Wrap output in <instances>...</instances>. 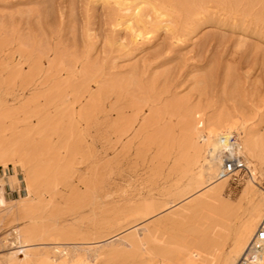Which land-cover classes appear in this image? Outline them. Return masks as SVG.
Instances as JSON below:
<instances>
[{
    "label": "bare ground",
    "instance_id": "1",
    "mask_svg": "<svg viewBox=\"0 0 264 264\" xmlns=\"http://www.w3.org/2000/svg\"><path fill=\"white\" fill-rule=\"evenodd\" d=\"M102 2L114 11L108 22L112 35L104 48L107 57L102 61L90 58L93 45L88 41L82 55L61 52L49 59V45H36L38 41L29 36L18 39V50L2 59L0 90L5 86L6 91L0 93V106H8L7 96L17 80L37 84L41 75L58 64L76 79L67 77L29 96L20 112L25 114V122L31 123L36 117L37 123H27L26 129L14 131L9 137L6 132L10 126H5V120L18 115L19 110L10 106L0 113V166L4 170L19 157L28 168L24 187L35 196L6 202L0 178V264H264V241L262 250L254 248L260 228L264 229V125L260 127L258 123L262 112L255 105L230 109L201 97L194 102V95L174 90L169 82L159 88L156 73L144 75L135 69L123 76L121 72L104 71V64L116 49L114 34L119 27L125 26L128 36L118 47L127 51L154 38L161 28L171 32L174 41L180 30L191 34L205 20L215 17L264 33V0ZM12 36L0 37V60L13 44ZM22 58L29 61L28 71L22 66ZM79 64L80 75L76 76ZM46 77L43 82L48 80ZM94 81L98 83L96 92ZM194 90L201 96L206 94L200 79ZM126 93L132 113L119 108L118 116L104 119L105 127L102 126L122 143L141 123L137 136H141V145L136 146V154L154 151L148 181L153 184L162 176L167 180L157 188V194L145 195L142 187L136 186L139 192L134 194L127 188L130 185L113 187L114 177L133 148L131 139L130 144H123L119 156L115 154L116 158H96L88 164L87 172L79 168L90 155L81 121H86L87 127L90 124L91 130L105 100L109 101L112 94L115 97ZM70 94L72 101L68 102ZM82 99L87 101L77 110ZM174 119L178 121V131ZM228 151L242 157L248 174V185L238 201L227 198L226 191L232 177L244 170L221 174ZM135 169L136 165L132 172ZM253 253L256 257L249 259Z\"/></svg>",
    "mask_w": 264,
    "mask_h": 264
},
{
    "label": "rangeland",
    "instance_id": "2",
    "mask_svg": "<svg viewBox=\"0 0 264 264\" xmlns=\"http://www.w3.org/2000/svg\"><path fill=\"white\" fill-rule=\"evenodd\" d=\"M99 1L100 0H0V37L4 38L6 36H10L11 34L13 35V44L9 45L5 49L6 52L3 53L0 60V73L3 69L2 59L11 52L15 53L18 50L19 40L27 36L31 37L33 40L36 39L35 42L38 41L36 45H49L51 56L49 59L56 58V56L61 52L63 54L66 53V55H82V51H84L88 41V43H92L93 45L90 58L94 61L96 60L95 62H97V60L98 62L102 61V59L107 57L106 52H104V48L106 49L105 46L107 44V38L112 35L108 22L111 23L114 11L111 7L102 2V0L100 2ZM124 27L125 26L121 28L119 27V30L115 32L116 35L114 34V39H116V42L119 44L118 45L116 43L117 47L121 46V42H124V38L126 40L128 36L126 32L127 30ZM88 33L90 38L87 37ZM178 33L179 38L172 41L173 38L171 32H168L166 28H161L157 34L155 33L156 36L154 34V38L139 43L136 45L137 48L135 46L133 50L131 49L132 51H127L126 49L124 50L122 47L117 48L115 45L117 50L114 49L113 53H111L112 55L109 56L110 58L108 59V62H106V65L104 64V66H106L104 68V71H106L105 73L108 74L112 71L116 73L117 71V73L121 72L120 74L127 76L133 73V70L135 69L136 72L139 74L144 73V75L145 73L148 75L156 73L155 75L160 74V76L157 75L159 80H157V84L160 83V85H157L159 88L169 82V85H172L174 90L176 89L182 94L188 92L191 96L194 95L192 96V100L194 102L198 101L201 97L204 101L213 102L216 105L218 104V106L225 105L230 109H234L236 106L248 108L249 106L255 105V108L262 112L260 113V116H262H258V123L260 127H263L264 33H260V31L249 27L232 25L228 21L222 20L221 17L205 20L198 27H196L191 34H186V32L181 30ZM119 48L122 50L120 51ZM5 59L6 58L3 60ZM18 59L19 57H17V60ZM21 61L25 71H28L30 68L28 64L29 61L24 58H22ZM45 62L47 65V59ZM81 66L82 64H79V70L76 72V76L80 75ZM60 67L61 69L64 68L62 65L58 64L51 72L47 71V73H50H48L49 75L47 77L45 76L47 74L46 72L41 75V78L39 77L40 79L37 81L38 85L17 80V83L15 84L16 86H14L15 89L11 90L12 96L10 94L7 96L8 106H0V109L2 108L0 113L3 111L5 112L6 108L11 106L10 108L19 110L18 115L21 114L19 115L20 117H17L18 115L16 114L13 118H7L8 120L12 119L11 121H7V119L5 120V122H7L5 123V126L7 128L10 126L6 132L8 137L14 131L19 132L26 129L27 123H30L28 121L25 122V117H23L25 114L20 112L22 105L30 99L29 96H32L35 92H41L48 89L56 81L66 80L68 79L67 77H69V80L74 79L71 77L70 72L63 71ZM63 72H66L67 74ZM51 75L54 76V78H51ZM45 77L48 78V80L43 82ZM164 78H167L168 81ZM0 79H3L1 78V75ZM197 79H200L202 84L205 86L206 94H203V96H201L199 91L194 90ZM50 80L52 81L49 83ZM97 80L99 81V79ZM96 81H94L95 84L92 82L94 92L98 90V83ZM2 88L3 90H0L1 94L3 91H6L5 86H2ZM113 95L114 94L109 97V101L108 99L105 100L106 102H104L103 111L100 109L102 112L99 111L97 113L98 115L96 114L95 118L97 120L95 119V123L93 124L96 125L91 127L93 130L88 129L90 124L87 127V122L84 120L83 122L81 121V129L84 127L88 139L90 157L87 156V158L90 160L86 158V160L82 162L83 164L81 163V165H79V168L81 171L83 170L82 172H87L89 170V165L96 160L116 158V156H119V154L122 153L121 150L123 146L127 143L130 144L132 140L130 146L133 144V148L131 149V152L128 153V157L126 154L125 158L127 160H124L125 162L122 166V170L114 177L113 182L115 184L113 183V187L115 185L114 188L116 189L118 187L120 188L126 187L125 185H130L131 187L127 186V188L132 189L134 194L138 193L139 191L136 190L141 189V187L143 189V194L145 195L154 193L158 190L157 188H162L163 184H167V180L164 181L163 179L165 178L163 176L156 178V182L153 183L155 186L150 184L151 182L148 181V179H150L149 174L151 158L154 153L153 150L148 151L147 153L143 152V154L140 153L144 156V160L142 157L139 159L141 156L140 154H138L139 157L137 158V147L139 148L141 145V136H139V138L137 137L139 133L138 130L140 129L139 125H141V123L138 124L136 130L132 133L136 137H133L130 133L128 136L124 137V141L122 140V143L117 140L116 135L104 130L105 120L107 121L116 118V116H118L117 113H119V108L120 111L124 109L127 113H132V110L130 111L127 103L129 100L128 93L125 94L127 95V98L125 95H117L115 97ZM69 97L71 98L69 99ZM125 99H127V101H125ZM114 100L116 102H114ZM67 101H72L71 94L67 97ZM86 101V99H82V102L77 103V110H81ZM123 102L126 103L123 104ZM119 103L121 107L123 106L122 108ZM33 106L34 103L31 104V107ZM105 115L107 117H105ZM36 119L37 118L34 117L31 122L32 125L37 123ZM262 120L263 122H261ZM15 121L18 125L13 124L16 123ZM96 121L101 123H96ZM177 122V119L173 120V124L177 129L176 131H178ZM100 125H103L104 127H101ZM100 131L103 135L105 133L107 134V137L105 136L106 134L104 135L106 139ZM150 131L151 130H149V132ZM136 132L137 135H135ZM89 133L92 134L91 137H89ZM108 137H111V139ZM108 139L109 141H107ZM138 139L140 141H138ZM90 144L94 147L90 148ZM112 146L113 149L111 148ZM144 150L146 151V148ZM115 154L117 155L115 156ZM14 160L5 166L4 170L3 167L0 166V178H2L5 188L6 202L20 201L21 199L26 200L29 196L35 197L34 195L31 196V194H29L24 187V177L27 173V166H23L19 157H16ZM135 165V172H132V167H135ZM246 173L247 171L244 170L232 177L226 191L227 198L238 201L241 196H243L244 190L248 185V174ZM151 185L153 186L151 187L152 190L150 189ZM149 189L152 192H150ZM157 193L155 192L154 194ZM1 232L0 236L2 237Z\"/></svg>",
    "mask_w": 264,
    "mask_h": 264
},
{
    "label": "built area",
    "instance_id": "3",
    "mask_svg": "<svg viewBox=\"0 0 264 264\" xmlns=\"http://www.w3.org/2000/svg\"><path fill=\"white\" fill-rule=\"evenodd\" d=\"M232 141H234V138H232ZM226 154L227 155H225L224 157L223 169L221 172L222 175L225 176L227 174L233 173L235 170L245 169V163L241 156H238L235 153H231L230 151H228ZM256 240L257 242L255 243L254 248L256 249V251L258 250L260 251L262 250V242L264 241V229L263 228H260L255 241ZM256 254L255 253L251 254L249 259H254L256 257ZM242 264H247V263L243 262Z\"/></svg>",
    "mask_w": 264,
    "mask_h": 264
}]
</instances>
